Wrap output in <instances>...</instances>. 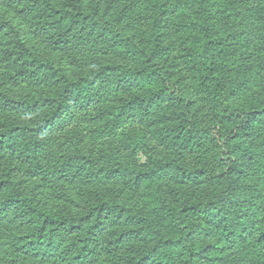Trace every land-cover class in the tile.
<instances>
[{"label": "trees", "instance_id": "obj_1", "mask_svg": "<svg viewBox=\"0 0 264 264\" xmlns=\"http://www.w3.org/2000/svg\"><path fill=\"white\" fill-rule=\"evenodd\" d=\"M15 2L32 27L44 25L59 32L60 37L53 39L56 45H64V32L79 30L87 20L112 34V40L118 38L119 44L114 45H126L124 53L147 58L149 53L135 35L122 38L119 31L125 26L120 22L125 19L127 23L129 18L135 24L134 10L162 16L171 39L182 47L200 111L191 108L188 98L177 95L181 108L174 113L173 124L152 131L166 158L160 160L156 152L148 153L137 139L138 131L121 133L119 142L127 145L130 164L122 163L123 154L121 159L115 155L111 161L116 168L110 171H102L101 161L55 158L35 131L23 129L8 116L0 117V152L16 160L14 167L0 168V208L8 210L22 228L15 235L18 241L6 243L0 233V255L6 264H24L20 252L29 253V246L54 247L70 264H264V0H259L257 11L262 33L259 45H249L237 28L238 0H174L170 4L151 0L136 8L128 4L126 10L115 14L113 22L99 21L95 11L82 16L71 3ZM6 44L0 36V54L9 63L21 52ZM139 61L144 62L142 70L105 68L119 70L144 91L157 88L156 95L151 91L127 99L124 108H133L142 118L153 99L172 91L159 65L151 68L146 61ZM93 84L91 78L71 83L59 106L63 109L72 101L92 104ZM115 110V106L107 107L97 117L99 122L115 124L123 113ZM188 154H193L192 169ZM100 171V178L111 172L134 192L143 189L141 211L133 212L126 205L115 207L107 196L95 192L92 182L98 180ZM19 172L38 177L47 187L60 180L74 183L89 195L88 214L98 223L84 225L89 217L70 221L57 208L35 200L33 193L25 194L15 179ZM168 172L174 173L171 177L175 180L168 186L170 191L160 185ZM241 192L244 199H236L235 193ZM113 212L120 217V224L129 227L117 233L105 230L101 218ZM126 236L142 243L129 245Z\"/></svg>", "mask_w": 264, "mask_h": 264}, {"label": "rangeland", "instance_id": "obj_2", "mask_svg": "<svg viewBox=\"0 0 264 264\" xmlns=\"http://www.w3.org/2000/svg\"><path fill=\"white\" fill-rule=\"evenodd\" d=\"M51 1L57 6L71 3L75 5L72 8L79 10L82 16L95 11L99 21L113 22L115 14L126 10L128 4L133 5V8L144 7L151 0ZM165 1L170 4L174 0ZM238 3L240 10L237 28L243 33L249 45H259L262 35L257 14L259 0H238ZM19 7L15 0H0V36L7 46L21 52L19 55H13L9 63L4 55L0 54V117L8 116L23 129L27 127L31 133L35 131L37 137L42 139L44 146L55 158L73 156L75 160L101 161L102 171L116 168L115 162L111 161L115 155L121 159L123 154L122 163L130 164L129 149L119 141H122L121 133H132L134 130L138 131L137 139L139 143L146 145V151L156 152L157 159L164 160L165 149L158 144L152 131L173 124L172 117L181 108L177 104V95L188 98L191 108L200 111V107L197 105L190 72L181 52L182 47L179 42L176 43L171 39L170 33L163 26L162 16L147 15L141 11L136 13L134 10L133 14L129 12L128 16L130 17L131 14L132 17L136 16L135 24L134 20L129 18L127 23L125 19L120 22L125 26L119 31L122 38L128 39L130 35H135V39L142 42L139 45L149 53L150 56L147 58L144 55L124 53L123 48L126 45H114L120 41L118 38L116 41L114 38L112 40V34L108 35L101 28L90 25L87 20L79 30L64 32V45H56L53 39L60 37L59 32L56 33L54 29L44 25L32 27L19 12ZM174 35L178 37L179 32L176 31ZM152 40L157 45H152L150 42ZM153 47L156 49L151 51ZM139 60L146 61L151 68L159 65L165 77L164 81L172 91L171 94L161 93L160 99H153L148 113L142 118L136 110L130 107L124 108V105L127 99L134 96H146L151 91L153 92L151 95H156L157 88L144 91L136 81H127L124 73H120L119 70L105 68L120 66L128 72L129 69L142 70L144 62ZM89 78L94 82V91H96L92 104L83 105L72 101L62 109L59 104L63 101L64 90L69 88L71 83ZM162 83L158 85L162 86ZM111 106L116 107L117 113L123 110V113L117 116V122L113 125L112 122L107 124L99 122L97 117ZM145 156L146 154L142 158L143 161ZM192 156L193 154L187 155L188 166L191 169ZM15 165V159L6 152H0V168ZM102 171L98 173V180L92 182L95 192H99L103 197L107 196L115 207L126 205L133 212L141 211L142 197L145 196L143 189L139 188L134 192L129 184L120 182L111 172H108L105 178H100ZM173 175L174 173L168 172L165 180H160L162 189L169 190L168 186L175 182L171 177ZM15 179L25 194L33 193L35 200L57 208L70 221H80L89 217V195H86V191L83 194L74 183L60 180L54 181L51 187H47L38 177L31 176L27 172L16 173ZM235 194L236 199H244L243 192ZM113 214L114 212L102 216L101 222L105 230L110 228L112 232L117 233L129 227L120 224V217L116 218ZM94 221L98 223L97 219L89 217L84 225ZM111 222L113 226H110ZM21 231V225L8 210L0 208V233L3 240L6 243L12 239L18 241L15 235H19ZM29 232L30 230L27 229V233ZM67 239L73 241L68 235ZM135 242L142 243L139 238L126 236L125 243L134 245ZM29 248V253L20 252L24 264L71 263L68 262V257L54 247L40 249L29 246ZM6 263V258L0 255V264Z\"/></svg>", "mask_w": 264, "mask_h": 264}]
</instances>
